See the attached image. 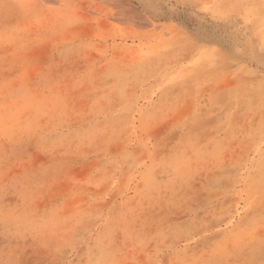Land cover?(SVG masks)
<instances>
[{
  "label": "rangeland",
  "instance_id": "rangeland-1",
  "mask_svg": "<svg viewBox=\"0 0 264 264\" xmlns=\"http://www.w3.org/2000/svg\"><path fill=\"white\" fill-rule=\"evenodd\" d=\"M0 264H264V0H0Z\"/></svg>",
  "mask_w": 264,
  "mask_h": 264
}]
</instances>
